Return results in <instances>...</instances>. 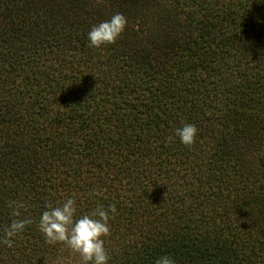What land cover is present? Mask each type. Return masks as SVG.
<instances>
[{"label": "trees", "instance_id": "1", "mask_svg": "<svg viewBox=\"0 0 264 264\" xmlns=\"http://www.w3.org/2000/svg\"><path fill=\"white\" fill-rule=\"evenodd\" d=\"M69 195L108 264H264V0H0V264H79L37 227Z\"/></svg>", "mask_w": 264, "mask_h": 264}, {"label": "clouds", "instance_id": "2", "mask_svg": "<svg viewBox=\"0 0 264 264\" xmlns=\"http://www.w3.org/2000/svg\"><path fill=\"white\" fill-rule=\"evenodd\" d=\"M127 19L122 13H114L109 19L90 27L87 41L91 47L112 44L124 31ZM197 128L185 123L174 130V135L186 146H191L196 138ZM13 217L19 216L18 209L23 207L16 201H9ZM116 211L114 204L105 207L97 204L91 211L77 214V203L73 196L65 197L59 203H46L40 212L37 227L48 243H60L79 257V264H108L109 256L104 247L110 232V214ZM32 221L28 218H13L4 229V238L0 239L11 247L14 237L25 230ZM154 264H176L167 254L157 257Z\"/></svg>", "mask_w": 264, "mask_h": 264}]
</instances>
